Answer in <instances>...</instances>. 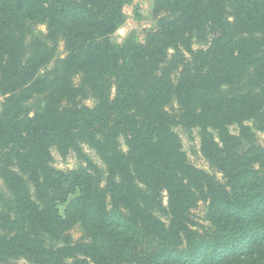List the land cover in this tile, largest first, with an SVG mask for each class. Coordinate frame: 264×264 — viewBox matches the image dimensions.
Masks as SVG:
<instances>
[{"label": "trees", "instance_id": "obj_1", "mask_svg": "<svg viewBox=\"0 0 264 264\" xmlns=\"http://www.w3.org/2000/svg\"><path fill=\"white\" fill-rule=\"evenodd\" d=\"M129 1L0 0V179L12 197L0 264L264 256V0H154L156 25L118 45ZM178 127L200 130L212 171L190 162ZM86 145L104 169L50 164L53 150ZM200 201L208 225L194 219Z\"/></svg>", "mask_w": 264, "mask_h": 264}, {"label": "rangeland", "instance_id": "obj_2", "mask_svg": "<svg viewBox=\"0 0 264 264\" xmlns=\"http://www.w3.org/2000/svg\"><path fill=\"white\" fill-rule=\"evenodd\" d=\"M154 0H130L128 4L124 7L125 14V22L120 27V29L113 35V41L121 45L125 39L129 36L135 35L137 38L143 40L146 35L148 29L153 28L156 25V18L154 16ZM41 30L45 31L46 27L41 25L39 27ZM208 44H195L194 50L197 49H207ZM61 55H64V47L61 45L60 47ZM188 55V53H186ZM98 89H103L101 86ZM99 91V90H98ZM116 87L114 82H110V90L109 95L111 98L115 96ZM1 99V98H0ZM101 96H92L88 100L85 101V104L90 107H95L100 101ZM39 100H31L27 103L28 110L31 114H33L38 106ZM245 124L252 125V122H247ZM238 129L237 126H233L232 130L236 131ZM177 131L183 142V149L185 150L188 159L190 162L199 167L208 171H212L209 163L203 157L200 151L201 144V134L198 128H193L190 130H186L184 128H177ZM257 135L259 137V141L264 144V129H257ZM126 147V146H125ZM89 161L98 165L102 169L105 168L104 163L102 162L99 155L89 148L87 145L84 146L83 154H77L74 151H70L67 154H61L57 150H53L52 157L50 159V164L52 167L59 171H68L72 169H77L79 167H87ZM166 204V198L164 199ZM12 205V197L11 194L6 189L4 182L0 179V210H5L10 208ZM65 205L60 207L61 213H64ZM157 215H159L162 219H167V216L161 212L160 210H155ZM194 219L203 225H208L209 221L207 220V207L205 201H200L198 206L193 209ZM73 235L75 238L81 236V231L77 228L73 231ZM202 253H198L196 259H200ZM264 261L263 255H253L248 260L247 264H261Z\"/></svg>", "mask_w": 264, "mask_h": 264}]
</instances>
